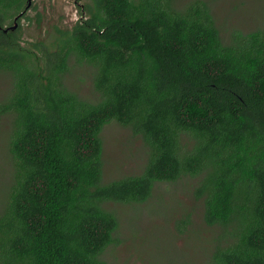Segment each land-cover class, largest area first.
<instances>
[{"label": "trees", "instance_id": "16d2710c", "mask_svg": "<svg viewBox=\"0 0 264 264\" xmlns=\"http://www.w3.org/2000/svg\"><path fill=\"white\" fill-rule=\"evenodd\" d=\"M182 1L88 0L73 28L26 47L10 28L29 0H0L16 163L0 264H107L120 222L106 205L145 204L184 178L199 179L204 222L220 232L211 264H264V23L226 42L206 2ZM72 58L94 68L98 101L64 84ZM113 122L142 137L149 159L105 184Z\"/></svg>", "mask_w": 264, "mask_h": 264}, {"label": "rangeland", "instance_id": "374dc122", "mask_svg": "<svg viewBox=\"0 0 264 264\" xmlns=\"http://www.w3.org/2000/svg\"><path fill=\"white\" fill-rule=\"evenodd\" d=\"M188 1L183 0L181 4ZM201 1L209 5L226 42L233 31L249 34L263 26L264 0ZM33 2V8L20 24L26 47L35 41H46L56 26L73 28L80 21L88 0ZM70 66L71 72L63 80L66 87L83 100L98 101L94 68L80 64L75 58L71 59ZM13 80L11 74L0 73V211L6 204L16 170L9 146L15 116L1 110L14 92ZM102 141L105 184L144 171L149 150L142 137L130 128L113 122L105 127ZM198 183L199 179L184 178L176 183L158 184L153 197L145 204L106 205L117 216L120 226L115 234L116 243L102 259L107 264H211L220 232L204 222V202L195 195Z\"/></svg>", "mask_w": 264, "mask_h": 264}, {"label": "water", "instance_id": "95a60500", "mask_svg": "<svg viewBox=\"0 0 264 264\" xmlns=\"http://www.w3.org/2000/svg\"><path fill=\"white\" fill-rule=\"evenodd\" d=\"M33 1H35V0H29V6H28L27 10L25 11V13H22L21 15H19L15 19V23H14L13 27L10 28V30L15 31L19 27V20L26 14V12L29 11V9L31 8V5H32Z\"/></svg>", "mask_w": 264, "mask_h": 264}, {"label": "flooded vegetation", "instance_id": "af4514ba", "mask_svg": "<svg viewBox=\"0 0 264 264\" xmlns=\"http://www.w3.org/2000/svg\"><path fill=\"white\" fill-rule=\"evenodd\" d=\"M33 3H34V2H33ZM33 3H32V6H31L30 10L33 8ZM30 10H29V11H30ZM29 11H28V12H29ZM26 16H27V15H26ZM23 19H25V18H23ZM23 19H21V21H22ZM81 19H82V17H81ZM21 21L19 22V26H20V24H21ZM9 27H11V26H8V27L5 26V28H9ZM23 40H24V39H23ZM23 45H25V42L23 43Z\"/></svg>", "mask_w": 264, "mask_h": 264}]
</instances>
